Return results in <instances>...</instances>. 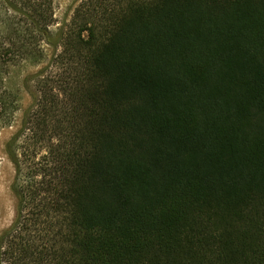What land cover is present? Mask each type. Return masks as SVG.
<instances>
[{
	"label": "trees",
	"instance_id": "16d2710c",
	"mask_svg": "<svg viewBox=\"0 0 264 264\" xmlns=\"http://www.w3.org/2000/svg\"><path fill=\"white\" fill-rule=\"evenodd\" d=\"M52 2L0 0V264H264V0Z\"/></svg>",
	"mask_w": 264,
	"mask_h": 264
},
{
	"label": "rangeland",
	"instance_id": "374dc122",
	"mask_svg": "<svg viewBox=\"0 0 264 264\" xmlns=\"http://www.w3.org/2000/svg\"><path fill=\"white\" fill-rule=\"evenodd\" d=\"M52 1L54 21L53 24L50 26V31L52 33H55L59 29V27L64 24H67L70 21L77 0ZM34 69V66H24L17 67L13 70L14 78L10 82V88L13 91L18 92L21 102V109H24L29 104L28 95L21 89V81L26 74L33 72ZM7 137L8 134H4L2 135V137H0V194L3 193V195H0V233L11 224L14 217L15 209V200L10 191V185L14 174L13 167L2 151V143ZM4 221H6L7 223Z\"/></svg>",
	"mask_w": 264,
	"mask_h": 264
},
{
	"label": "bare ground",
	"instance_id": "6f19581e",
	"mask_svg": "<svg viewBox=\"0 0 264 264\" xmlns=\"http://www.w3.org/2000/svg\"><path fill=\"white\" fill-rule=\"evenodd\" d=\"M0 195H3V193L2 194H0ZM5 195V194H4ZM2 197V196H1ZM6 203V202H5ZM2 204H3V202H2ZM4 208V207H3ZM6 209V208H5ZM3 210V209H2ZM0 211H1V208H0ZM5 211V210H4ZM4 213V212H3ZM8 219V218H7ZM4 222H6V221H4ZM7 223V222H6Z\"/></svg>",
	"mask_w": 264,
	"mask_h": 264
}]
</instances>
